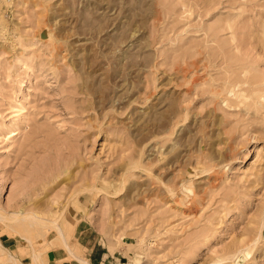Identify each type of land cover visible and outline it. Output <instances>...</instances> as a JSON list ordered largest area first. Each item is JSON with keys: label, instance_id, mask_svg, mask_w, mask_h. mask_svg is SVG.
Segmentation results:
<instances>
[{"label": "rangeland", "instance_id": "1", "mask_svg": "<svg viewBox=\"0 0 264 264\" xmlns=\"http://www.w3.org/2000/svg\"><path fill=\"white\" fill-rule=\"evenodd\" d=\"M78 241L264 264V0H0V264Z\"/></svg>", "mask_w": 264, "mask_h": 264}, {"label": "crops", "instance_id": "2", "mask_svg": "<svg viewBox=\"0 0 264 264\" xmlns=\"http://www.w3.org/2000/svg\"><path fill=\"white\" fill-rule=\"evenodd\" d=\"M78 241L77 250L79 252L68 250L65 257L55 260L54 264H109L112 262L111 257L101 249L100 243L91 242L90 244H83ZM68 253L72 256H68Z\"/></svg>", "mask_w": 264, "mask_h": 264}, {"label": "bare ground", "instance_id": "3", "mask_svg": "<svg viewBox=\"0 0 264 264\" xmlns=\"http://www.w3.org/2000/svg\"><path fill=\"white\" fill-rule=\"evenodd\" d=\"M15 214H17V213H15ZM13 215V214H12ZM20 215V214H19ZM30 214H28V216H29ZM31 216V215H30ZM22 217V216H21ZM24 217H26V216H24ZM20 218V217H19ZM15 220V219H14Z\"/></svg>", "mask_w": 264, "mask_h": 264}]
</instances>
